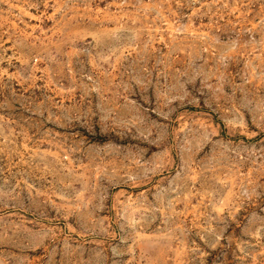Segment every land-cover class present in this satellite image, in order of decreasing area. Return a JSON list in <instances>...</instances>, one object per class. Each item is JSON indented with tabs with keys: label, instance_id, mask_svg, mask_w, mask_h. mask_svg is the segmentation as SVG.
Instances as JSON below:
<instances>
[{
	"label": "rangeland",
	"instance_id": "374dc122",
	"mask_svg": "<svg viewBox=\"0 0 264 264\" xmlns=\"http://www.w3.org/2000/svg\"><path fill=\"white\" fill-rule=\"evenodd\" d=\"M0 264H264V0H0Z\"/></svg>",
	"mask_w": 264,
	"mask_h": 264
}]
</instances>
